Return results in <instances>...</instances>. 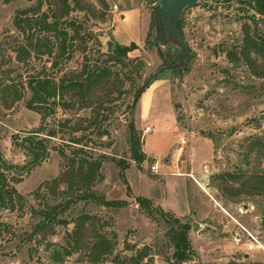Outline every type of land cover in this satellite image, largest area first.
<instances>
[{"label": "rangeland", "instance_id": "obj_1", "mask_svg": "<svg viewBox=\"0 0 264 264\" xmlns=\"http://www.w3.org/2000/svg\"><path fill=\"white\" fill-rule=\"evenodd\" d=\"M156 1L0 0L9 196L0 203V264H264V248L246 252L248 231L264 244V193H249L264 179V53H241L247 25L264 36V15L238 0L185 9V69L157 75L133 107L179 50L152 44ZM54 20L58 29L45 27ZM108 38L138 47L120 57L106 52ZM98 69L106 73L90 89L69 83ZM41 78L57 94L31 104ZM138 197L191 223L190 260H174L168 223Z\"/></svg>", "mask_w": 264, "mask_h": 264}, {"label": "trees", "instance_id": "obj_2", "mask_svg": "<svg viewBox=\"0 0 264 264\" xmlns=\"http://www.w3.org/2000/svg\"><path fill=\"white\" fill-rule=\"evenodd\" d=\"M240 3H246L249 4L253 9H255L260 15H264V0H238ZM188 8V7H187ZM186 8V9H187ZM45 27L48 28H55L58 29V23L57 21H53L51 23H46ZM179 27L185 36V22L184 18H181L179 22ZM250 26L247 25V31L244 38V45L241 47V53L245 56V58L249 59V54H251V49H255L257 52L262 51L264 53V36L256 39L255 36L250 32ZM186 38V36H185ZM65 39V38H64ZM68 46V44H67ZM64 50H66V44L63 43ZM138 46L135 42H132L129 45H121L117 44V50L114 55H120L121 56H128V53L134 49H136ZM171 58V54H168ZM106 73V69H98L92 70L90 73H87L86 77L81 80H74L71 83V85H80L82 88L86 87L87 89H90L93 84L98 83L100 79L104 76ZM65 86V84H63ZM32 87L35 89V92L31 98V104L34 102H45L50 98L51 96H55L57 94V88L55 85H51L48 78H41L36 80L35 82H32ZM148 87V86H146ZM145 90V89H144ZM141 89V87L138 89L136 93V99L133 102V107L136 105L137 101L139 100L141 93L144 91ZM132 131L135 133V126H132ZM29 140V139H28ZM30 143H32L30 141ZM132 157L134 160L138 161L139 163L143 162L146 159V153L142 152L140 141L134 137L132 140ZM240 173L237 172V178L240 177ZM225 176H230L231 178H234L236 175L234 173H227ZM4 177L2 172L0 171V203L3 205H6L8 202V194L7 190L5 188L4 183ZM226 181V180H225ZM128 185V189L130 190V186L128 184V181H126ZM226 183V182H225ZM244 192L242 189H237V195H241ZM264 193V179L257 181V184L254 186V191L250 190L249 193ZM241 198H237V201H240ZM138 202L140 205L144 206L146 209H148L149 214H154L156 211L159 212L164 220L168 223L169 229H168V237L170 242L173 245V258L176 262H183L186 260H190L192 257V243L190 239V230L192 229V225L190 222L182 221L179 217H176L173 213L170 211H165L160 206H154L152 201L145 197H138ZM105 205L108 206H120L122 204H126V201L121 200H105ZM134 258V257H133ZM121 264H126L125 261H122ZM230 264H247V263H239V262H231ZM257 264H263V263H257Z\"/></svg>", "mask_w": 264, "mask_h": 264}, {"label": "water", "instance_id": "obj_3", "mask_svg": "<svg viewBox=\"0 0 264 264\" xmlns=\"http://www.w3.org/2000/svg\"><path fill=\"white\" fill-rule=\"evenodd\" d=\"M197 2L198 0H157L153 4L157 9L154 14L155 36L152 44H159L164 47L174 45L179 50L175 56V62L161 67L148 78L145 84L141 86V89H144L152 79L165 70H173L174 75L177 76L179 72L185 69L188 58L192 55V51L179 27V22L184 10ZM105 44L107 53H113L117 49V43L111 38L106 39Z\"/></svg>", "mask_w": 264, "mask_h": 264}, {"label": "built area", "instance_id": "obj_4", "mask_svg": "<svg viewBox=\"0 0 264 264\" xmlns=\"http://www.w3.org/2000/svg\"><path fill=\"white\" fill-rule=\"evenodd\" d=\"M148 130H150V127H147ZM188 142V139L186 137V135L184 133H182L180 136H179V145H180V150H183L185 145L187 144ZM152 168L154 171H158L159 169V165L158 163H154L152 165ZM248 237H249V242L247 243V250L246 252H250V251H253L255 249H258L259 247L261 248H264V244L258 239L257 236H255L253 233L249 232L248 231ZM240 238V236H239ZM237 240V238H236Z\"/></svg>", "mask_w": 264, "mask_h": 264}, {"label": "crops", "instance_id": "obj_5", "mask_svg": "<svg viewBox=\"0 0 264 264\" xmlns=\"http://www.w3.org/2000/svg\"><path fill=\"white\" fill-rule=\"evenodd\" d=\"M154 138V137H153ZM207 186H209L208 184H207ZM187 203H189V201H187ZM178 215H180V211H182V210H180L179 208H175V207H173L172 208Z\"/></svg>", "mask_w": 264, "mask_h": 264}]
</instances>
